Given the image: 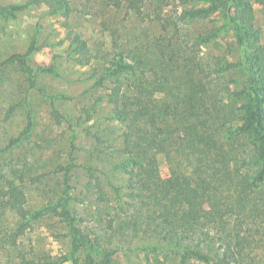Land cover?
Wrapping results in <instances>:
<instances>
[{
    "label": "rangeland",
    "instance_id": "obj_1",
    "mask_svg": "<svg viewBox=\"0 0 264 264\" xmlns=\"http://www.w3.org/2000/svg\"><path fill=\"white\" fill-rule=\"evenodd\" d=\"M52 1L0 0V6H22L15 16H0V189L14 179L23 183L25 193L19 206L5 211L3 222L9 233L28 222L16 244L8 242L0 249V264H20L22 254L29 258L47 254L57 260L70 253L72 236L58 216L46 212L26 218L19 212L20 208L32 212L58 202L65 194V167L70 163L75 165L70 172L72 212L86 233L93 239L100 237L102 248L114 251L113 264H157L156 258L163 264H181L174 242H154L151 236L147 214L153 202L128 198L124 193L127 175L111 169L115 148L110 138L118 128L107 120V109L96 103L102 93L96 81L114 55L122 53L127 60L141 61L135 72L121 78L129 93L144 86L161 89L154 100L167 111L172 149L159 154V171L165 179L175 177L173 169L189 173L195 155L183 147L188 129L183 131L179 125L196 121L190 106L197 103L203 83L212 92L218 90L219 80L239 89L248 77L243 65L220 70L226 63L241 60L234 27L223 12L192 20L183 16V9L201 6L203 0H143L141 13L129 8V0H121L120 7L111 0H69L72 12L68 19L61 11L52 13ZM254 7L255 24L261 31L259 48L264 51V3L254 1ZM66 21L96 55L90 64L81 63L73 51ZM214 28H219L217 36L204 42L202 37ZM32 44L35 50L26 60L33 78L27 68L7 61L12 54L27 53ZM49 64L57 73L38 71ZM241 103L230 93L221 101L237 111L230 116L235 125ZM29 116L31 132L12 143L26 128ZM221 125L215 126L216 146L207 143L204 148L205 141L200 143L206 161L215 163L206 175L227 194L231 203L227 219L243 237L238 247L243 256L237 264H264V181L250 184L261 165L256 139L230 135L227 127L218 130ZM113 127L115 133L110 135L108 130ZM177 145L179 150L173 148ZM116 185L123 193L121 199ZM93 256L95 264H102L97 252ZM77 257L79 264L87 263L84 248ZM186 263L211 264L193 255Z\"/></svg>",
    "mask_w": 264,
    "mask_h": 264
},
{
    "label": "trees",
    "instance_id": "obj_2",
    "mask_svg": "<svg viewBox=\"0 0 264 264\" xmlns=\"http://www.w3.org/2000/svg\"><path fill=\"white\" fill-rule=\"evenodd\" d=\"M181 1L186 3L189 0ZM254 1L264 3V0H203L204 4L201 6H191L182 10L183 16L189 20L223 12L227 23L234 27L241 48V60L226 63L220 67V70H228L238 65H243L248 70L244 87L239 89H232L227 82L219 80L218 90L213 89L212 92L203 83L200 97L196 99L197 103L190 106L191 114L196 121L179 125L180 127L183 125V131L188 129V140L183 147H188L189 154L195 155L196 163L194 159L190 160L192 168L189 173L182 172L181 169H173L175 177L165 179L159 171V154H169V150L172 149V143L167 136L170 124L165 123L167 111L160 108L154 100L159 98L156 93L161 92V89L144 86L138 92L129 93L123 87L121 78L122 75L135 72L141 61L127 60L122 53L114 55L96 81V85L102 90L96 103L107 109V120L118 128L117 135L110 138L115 148L113 151L115 156L110 161L111 169L127 175L124 193L126 192L128 198L145 202L149 199V202H153L154 207L147 214L151 236L154 237V242L157 240L174 242L181 255V264H187L186 260L190 255L211 264H237L240 256H243V252L238 248L243 244L241 241L243 237L240 231L235 232V229L230 227V221L227 219L231 208L228 196L219 187H214L206 175L214 168L215 163L206 161L203 147L206 148L207 143L212 146L218 143L213 137L218 123L223 124L218 130L227 127L226 130H229L230 135L233 133L249 135L256 139V155L261 165L250 184L264 181V51L259 48L261 31L254 20ZM111 2L117 7L122 5L121 0H111ZM142 2L143 0H129L128 6L141 13ZM50 7L52 13L61 11L67 19L72 12L69 0H53L50 2ZM21 8L20 5L0 6V16H15ZM66 27L72 35L73 51L77 53L81 63L90 64L97 57L92 53L87 40L74 32L69 21H66ZM218 32L219 28H214L206 37H202L204 42L217 36ZM34 50L35 45L32 44L27 53L12 54L7 61H16L27 68L32 77L33 70L26 57ZM38 71L57 73L53 64L42 66ZM167 93L164 92L163 97H167ZM228 93L242 102L239 106L240 113L235 118L238 120L236 125L233 124L234 120L232 121L230 116L237 111L221 104ZM32 126L33 121L29 116L26 128L18 137L12 139V143L28 135ZM115 129V127L109 128V134L115 133ZM201 142H204L203 147L200 145ZM173 148L179 150L181 146L177 145ZM198 151L203 153L197 155ZM73 166L74 163H70L65 167V194L58 202L32 212L19 209L21 215L26 218L28 215L38 218L46 212H52L65 222L72 236L70 253L60 256L57 260L47 254L38 258H29L22 254L20 264H63L68 260L72 261V264H79L77 253L82 248L86 251V264L96 263L94 251L100 256L102 264H113L111 255L114 251L107 250L106 247L102 248L98 241L100 237L96 235L93 239L89 233H86L77 223V217L72 212L70 172ZM22 184L11 179L0 189V249H4L8 242L10 245L16 244L17 237L28 226V222L23 221L18 231L9 233L3 222L5 211L23 202L25 193ZM115 188L121 199L122 191L119 190L118 185ZM1 240L5 242L1 243ZM154 246L159 245L155 243ZM156 261L157 264H163L158 258Z\"/></svg>",
    "mask_w": 264,
    "mask_h": 264
}]
</instances>
